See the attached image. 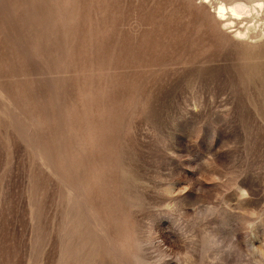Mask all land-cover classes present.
<instances>
[{
  "label": "rangeland",
  "instance_id": "obj_1",
  "mask_svg": "<svg viewBox=\"0 0 264 264\" xmlns=\"http://www.w3.org/2000/svg\"><path fill=\"white\" fill-rule=\"evenodd\" d=\"M237 2L263 7L217 19ZM161 178L189 213L238 182L223 235L239 188L264 207V0H0V264H127L146 219L175 247L138 211Z\"/></svg>",
  "mask_w": 264,
  "mask_h": 264
},
{
  "label": "clouds",
  "instance_id": "obj_2",
  "mask_svg": "<svg viewBox=\"0 0 264 264\" xmlns=\"http://www.w3.org/2000/svg\"><path fill=\"white\" fill-rule=\"evenodd\" d=\"M158 183L163 186L157 189V194L165 202L138 211L141 215L150 210L166 211L175 220L179 242L174 243L175 247L165 245L153 230L151 221L146 219L144 223L147 227H140L128 242L127 264H166L168 261L175 264H228L229 260L233 264H264V240L258 246L252 243L254 238H258L255 232L257 225L264 223V207L245 208L243 202L250 198L246 189L239 188L240 205L234 210L238 214L237 228L231 234L223 235L218 226L211 223L221 211L224 195L238 189V182L230 191L217 193L212 200L202 199L197 189L200 199L190 206L191 213L178 199L191 188L176 189L173 183L162 178ZM239 233H243V240L237 238Z\"/></svg>",
  "mask_w": 264,
  "mask_h": 264
},
{
  "label": "bare ground",
  "instance_id": "obj_3",
  "mask_svg": "<svg viewBox=\"0 0 264 264\" xmlns=\"http://www.w3.org/2000/svg\"><path fill=\"white\" fill-rule=\"evenodd\" d=\"M256 3L257 4H255L253 6H248L244 3H239V2H237L236 4L234 3V5L232 4V6H228V7L221 5V6H219L218 10L216 11L217 14H215V15L217 16V19H219L220 21H223V20L225 21L224 18L226 17V15H229L231 20H234L235 18H240L242 15L246 14L247 12H251V11L256 10L258 8L262 9L263 4L260 2H256ZM249 5H250V3H249ZM228 21H230V20H228ZM230 22L233 23L232 21H230ZM231 23H229V24H231ZM238 35H241V33L238 32Z\"/></svg>",
  "mask_w": 264,
  "mask_h": 264
}]
</instances>
